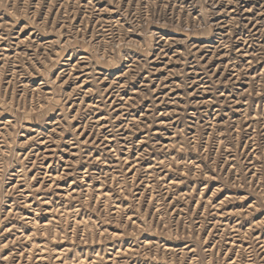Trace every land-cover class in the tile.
Instances as JSON below:
<instances>
[{
    "label": "rangeland",
    "instance_id": "1",
    "mask_svg": "<svg viewBox=\"0 0 264 264\" xmlns=\"http://www.w3.org/2000/svg\"><path fill=\"white\" fill-rule=\"evenodd\" d=\"M0 264H264V0H0Z\"/></svg>",
    "mask_w": 264,
    "mask_h": 264
}]
</instances>
